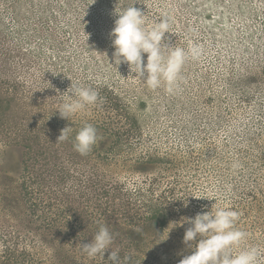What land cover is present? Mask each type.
I'll return each instance as SVG.
<instances>
[{
	"label": "rangeland",
	"instance_id": "rangeland-1",
	"mask_svg": "<svg viewBox=\"0 0 264 264\" xmlns=\"http://www.w3.org/2000/svg\"><path fill=\"white\" fill-rule=\"evenodd\" d=\"M12 1L0 0V105L3 102L4 109L0 124L5 134L27 122L44 131L41 115L59 113L56 109L69 99L72 82L110 88L115 94L107 95L117 97L123 108L141 118L142 135L128 151L167 158L163 164L143 166L117 156L113 174L139 196L140 203L150 198L146 192L150 178L158 177L156 192L173 186L177 204L183 208L170 211L162 241L152 237L155 246L148 243L144 249L136 244L130 252L139 264H179L191 254L183 243L190 225L172 228L171 223L210 211L215 203L228 209L229 199L235 197L232 184L243 182L252 171L248 168L257 165V180L264 184V75L258 73L256 82H244V75L253 72L247 67L264 69V0H136L135 4V0H20L24 6L18 12L7 7ZM29 2L36 4L37 11L28 9ZM133 4L146 13L150 24L163 15L170 18L172 33H166V41L202 51L199 59L186 62L173 93L165 85L148 88L127 64L112 65L114 10ZM146 59L147 54L145 63ZM55 119L63 128L70 126ZM74 160L63 161L67 170L80 173H71L72 182H80L81 175H100L98 160L90 165L79 161V166L72 165ZM22 161L20 147L0 144V264L14 248L17 254L33 255L27 264H111L110 249L104 258H89L82 250L98 227H85V236L64 248L66 242L45 237L35 225L25 224L28 217L22 205L7 198L16 197L20 190ZM56 164L53 159L54 180L59 171ZM255 247L261 248L259 243ZM124 261L119 259V264Z\"/></svg>",
	"mask_w": 264,
	"mask_h": 264
},
{
	"label": "trees",
	"instance_id": "trees-1",
	"mask_svg": "<svg viewBox=\"0 0 264 264\" xmlns=\"http://www.w3.org/2000/svg\"><path fill=\"white\" fill-rule=\"evenodd\" d=\"M44 5L50 7L49 2ZM23 6L20 0L7 4L9 9L16 12ZM27 6L30 11H37L34 2L27 3ZM247 68L253 72L244 75L246 83L256 82L259 74L264 75V69L257 71V66ZM93 89L99 93L100 102L92 110L74 115L70 120L62 119L59 113L54 116L43 113L41 118L45 125L42 127L41 124V127L44 131L37 123L30 125L27 122L15 128L16 131L5 134L0 124V144L20 147L23 150L20 190L16 197L9 194L7 198L14 204L22 205L23 214L28 217L25 224L35 225V229L45 237H56L66 242L64 248L71 240L85 236V227L99 228L105 225L114 236L111 247L118 252L119 259L125 260V264H139L138 258L131 254L130 249L135 248L136 244L142 245L144 249L148 243L155 246L152 237L162 241L172 213L170 211L183 208L177 204L173 186L167 191L156 192L160 182L158 177L150 178L146 190L150 198L144 200L145 203H140L139 196L131 194L123 182L116 178L112 167L117 156L126 161H136L143 166L163 164L167 158L150 152L140 156L128 151L133 150L134 140L142 135L140 116L123 108L117 97L107 95L115 94L110 88L100 86ZM3 110L2 102L0 122L4 117ZM52 116L50 123L49 117ZM56 117L61 122L65 121L68 126L75 127L70 129L68 139L61 142H58V137L65 128L58 123L60 121H56ZM85 124L96 127L99 139L90 153L81 155L75 150L74 143L76 134ZM48 127L50 130L46 129ZM53 159L57 161V166L62 161L55 180L52 176L54 172L51 171ZM70 159H76L72 162L75 166L80 165L79 161L90 165L98 160L100 175L94 174L97 181L93 179L94 176L81 175L82 179L77 178L80 182H72L74 178L71 173H80L67 170L63 161L70 162ZM37 165L39 169H35ZM257 169V165L253 169L248 168V172L252 170L250 175L243 182L232 184L236 187L233 192L236 198L229 199L231 204L228 209L240 214L236 227L248 234L245 246H256L259 243L261 253L264 254V184L257 180L260 173ZM252 181H256L255 186ZM141 193L144 194L143 189ZM14 249H10L4 256L5 264L30 263L33 255L27 251L17 254ZM60 253L63 254V259L67 258L66 254L59 251V255Z\"/></svg>",
	"mask_w": 264,
	"mask_h": 264
},
{
	"label": "clouds",
	"instance_id": "clouds-1",
	"mask_svg": "<svg viewBox=\"0 0 264 264\" xmlns=\"http://www.w3.org/2000/svg\"><path fill=\"white\" fill-rule=\"evenodd\" d=\"M134 4L114 10L117 18L110 33L115 49L112 65L118 68L127 64L130 72L135 74L133 76L141 78L148 88L156 90L165 85L166 90L173 93L179 86L186 62L199 59L202 51L198 47L185 50L166 41V33H172L170 18L163 15L159 22L150 24L146 13ZM67 92L69 99L56 109L62 119L70 120L73 115L100 101L95 89L73 82ZM69 131L70 127L62 129L58 142L68 139ZM98 139L96 127L85 124L75 136L74 148L81 155H87ZM188 203V200L184 201V206L187 207ZM239 215L237 211L217 207L215 203L210 211L198 213L194 218L182 217L180 221L171 223L174 225L172 228L190 225L185 230L183 243L191 254L184 255L179 264H261L264 254L260 249L255 246L241 247L248 234L236 227ZM113 243V234L107 226L101 225L91 241L81 247L89 258L98 255L104 258L111 249L108 260L111 264H119L118 252L111 247Z\"/></svg>",
	"mask_w": 264,
	"mask_h": 264
}]
</instances>
